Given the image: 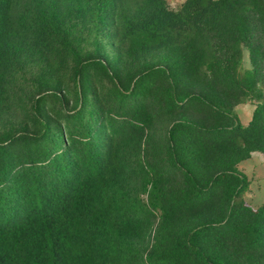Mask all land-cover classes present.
I'll return each instance as SVG.
<instances>
[{
  "label": "trees",
  "instance_id": "16d2710c",
  "mask_svg": "<svg viewBox=\"0 0 264 264\" xmlns=\"http://www.w3.org/2000/svg\"><path fill=\"white\" fill-rule=\"evenodd\" d=\"M256 151L264 0H0V264H264Z\"/></svg>",
  "mask_w": 264,
  "mask_h": 264
},
{
  "label": "rangeland",
  "instance_id": "374dc122",
  "mask_svg": "<svg viewBox=\"0 0 264 264\" xmlns=\"http://www.w3.org/2000/svg\"><path fill=\"white\" fill-rule=\"evenodd\" d=\"M185 0H167L168 5L172 9H178L181 7V5L184 3ZM255 103L253 102H248L245 104V106L242 104L236 108L237 113H239V117L242 121L243 116L240 111L242 110L243 106L248 109V111L251 113L253 110ZM247 110L244 111L245 114L248 112ZM260 156V155H258ZM244 164V163H242ZM245 171L248 172V175H251L253 170L254 173L252 174L251 178L252 179L250 182L249 190L245 194V200L248 204H251L254 207L260 206L264 202V163L262 164L261 162L254 164H246L242 168ZM241 170V169H240ZM242 171V170H241ZM244 174H246L244 171H242ZM247 175V174H246ZM247 175V176H248Z\"/></svg>",
  "mask_w": 264,
  "mask_h": 264
},
{
  "label": "crops",
  "instance_id": "0c3cea01",
  "mask_svg": "<svg viewBox=\"0 0 264 264\" xmlns=\"http://www.w3.org/2000/svg\"><path fill=\"white\" fill-rule=\"evenodd\" d=\"M245 104H247V103H244L243 105L245 106ZM240 105H242V104H240ZM240 105H238V106H240ZM238 106H237V108H238ZM244 106H243L242 110L240 111V113H242V116H243L242 122L244 124H247L249 122V120L251 119V117H252V114H253V110L255 108V105H254L253 110H252L251 113ZM246 110L248 111L247 114H245V112H244ZM258 155H260V156H258ZM258 162H261L262 164L264 163V153H261V152H257L256 151V152H253L252 153V155H251L250 158H248V159H246L245 161L242 162L244 164L240 163L239 168L248 175V172L245 171L244 169H242L244 167V165H246V164H249V165L250 164H254V165H256V163H258ZM253 173H254V170H253L252 174ZM252 174L251 175H248V178H249L250 181L252 180V179H250L251 176H252ZM251 183L252 182H250V184Z\"/></svg>",
  "mask_w": 264,
  "mask_h": 264
}]
</instances>
